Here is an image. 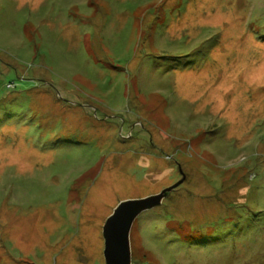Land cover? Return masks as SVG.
<instances>
[{
    "label": "rangeland",
    "instance_id": "1",
    "mask_svg": "<svg viewBox=\"0 0 264 264\" xmlns=\"http://www.w3.org/2000/svg\"><path fill=\"white\" fill-rule=\"evenodd\" d=\"M163 190L132 264H264V0H0V264Z\"/></svg>",
    "mask_w": 264,
    "mask_h": 264
},
{
    "label": "water",
    "instance_id": "2",
    "mask_svg": "<svg viewBox=\"0 0 264 264\" xmlns=\"http://www.w3.org/2000/svg\"><path fill=\"white\" fill-rule=\"evenodd\" d=\"M166 190L159 193L121 200L106 219L104 264H132L130 232L136 217L145 209L160 202Z\"/></svg>",
    "mask_w": 264,
    "mask_h": 264
},
{
    "label": "bare ground",
    "instance_id": "3",
    "mask_svg": "<svg viewBox=\"0 0 264 264\" xmlns=\"http://www.w3.org/2000/svg\"><path fill=\"white\" fill-rule=\"evenodd\" d=\"M196 91V90H195ZM154 166L156 165V164H154V163H152ZM154 178V177H153ZM153 180V179H152Z\"/></svg>",
    "mask_w": 264,
    "mask_h": 264
},
{
    "label": "built area",
    "instance_id": "4",
    "mask_svg": "<svg viewBox=\"0 0 264 264\" xmlns=\"http://www.w3.org/2000/svg\"><path fill=\"white\" fill-rule=\"evenodd\" d=\"M9 86H11V85H9Z\"/></svg>",
    "mask_w": 264,
    "mask_h": 264
}]
</instances>
